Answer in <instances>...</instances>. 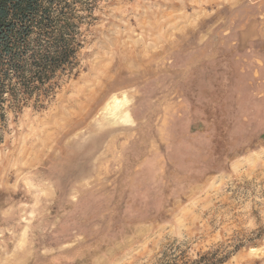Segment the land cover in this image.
Masks as SVG:
<instances>
[{
  "label": "rangeland",
  "instance_id": "obj_1",
  "mask_svg": "<svg viewBox=\"0 0 264 264\" xmlns=\"http://www.w3.org/2000/svg\"><path fill=\"white\" fill-rule=\"evenodd\" d=\"M76 74L9 109L0 264H264V0H96Z\"/></svg>",
  "mask_w": 264,
  "mask_h": 264
},
{
  "label": "trees",
  "instance_id": "obj_2",
  "mask_svg": "<svg viewBox=\"0 0 264 264\" xmlns=\"http://www.w3.org/2000/svg\"><path fill=\"white\" fill-rule=\"evenodd\" d=\"M96 0H0V140L9 109H45L76 74ZM201 255L165 264H217Z\"/></svg>",
  "mask_w": 264,
  "mask_h": 264
}]
</instances>
